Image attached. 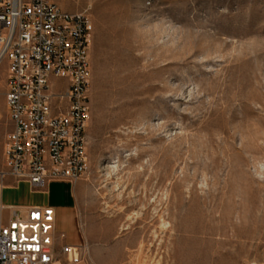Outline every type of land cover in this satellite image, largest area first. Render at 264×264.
<instances>
[{"label":"rangeland","instance_id":"1","mask_svg":"<svg viewBox=\"0 0 264 264\" xmlns=\"http://www.w3.org/2000/svg\"><path fill=\"white\" fill-rule=\"evenodd\" d=\"M54 1L92 24L87 170L51 182L57 231L71 186L85 260L264 264V0Z\"/></svg>","mask_w":264,"mask_h":264},{"label":"built area","instance_id":"2","mask_svg":"<svg viewBox=\"0 0 264 264\" xmlns=\"http://www.w3.org/2000/svg\"><path fill=\"white\" fill-rule=\"evenodd\" d=\"M92 24L54 0H0V62L7 65L4 100L12 130L0 160L10 177L42 188L75 183L87 170L89 48ZM67 82L65 88L58 86ZM64 86V85H62ZM56 212L33 206L0 225V264H55ZM67 264L85 261L84 245L62 244Z\"/></svg>","mask_w":264,"mask_h":264},{"label":"crops","instance_id":"3","mask_svg":"<svg viewBox=\"0 0 264 264\" xmlns=\"http://www.w3.org/2000/svg\"><path fill=\"white\" fill-rule=\"evenodd\" d=\"M63 85H67L66 81L62 82ZM2 92V87L1 91ZM4 112L5 116L3 117L0 111V119L3 120L4 130L0 132V160L3 159V150L6 142V137L8 132L12 130V122L9 118L8 111L4 104ZM53 183H48L46 186L42 188H33L26 182H19L16 185L14 181L8 177L5 179L3 184H0V225H5L8 221L13 217L14 213H23L27 208L33 206H50L55 209L56 212V231H57V218L58 212L57 208L50 203L48 199L49 196V188L52 186ZM70 186V185H69ZM70 202H69V209L70 213L68 214V221L73 230L75 236L71 239H67V235L65 232H58L63 233L65 235L64 239L57 240V245H62L64 243L71 244V245H82L84 244V240L80 235V227L76 224L75 218L72 214V197H71V186H70ZM56 245V246H57ZM58 252V261L55 264H67L66 258L64 255L60 253V249ZM79 264H98L93 263L90 259H86L84 262Z\"/></svg>","mask_w":264,"mask_h":264}]
</instances>
